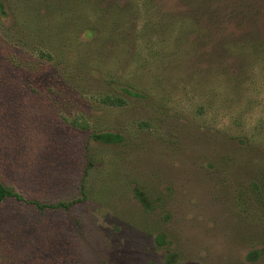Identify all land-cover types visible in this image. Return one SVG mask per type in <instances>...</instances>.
<instances>
[{
	"label": "rangeland",
	"instance_id": "1",
	"mask_svg": "<svg viewBox=\"0 0 264 264\" xmlns=\"http://www.w3.org/2000/svg\"><path fill=\"white\" fill-rule=\"evenodd\" d=\"M0 179V264H264V0H0Z\"/></svg>",
	"mask_w": 264,
	"mask_h": 264
},
{
	"label": "trees",
	"instance_id": "2",
	"mask_svg": "<svg viewBox=\"0 0 264 264\" xmlns=\"http://www.w3.org/2000/svg\"><path fill=\"white\" fill-rule=\"evenodd\" d=\"M40 55L43 58H51V54H49L47 51H40ZM104 102H106L107 104H111V105H122L124 103V100L121 98H111V97H107L104 99ZM92 138L103 142V143H115V142H121L122 141V136H120L119 134H115L112 132H103V133H93L92 134ZM19 197L16 195V193L13 192V190L9 189L8 187L4 186V184L2 183L1 179H0V203L8 198V197ZM138 197L142 202H149V200L146 198V196H144V194L138 192ZM59 206H65V204H60ZM156 242L159 246L163 245L164 242V237L161 235H158L156 238ZM168 263H171V261H169L168 259Z\"/></svg>",
	"mask_w": 264,
	"mask_h": 264
}]
</instances>
